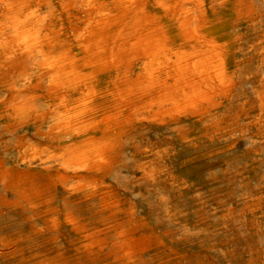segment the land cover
Wrapping results in <instances>:
<instances>
[{"label":"bare ground","instance_id":"obj_1","mask_svg":"<svg viewBox=\"0 0 264 264\" xmlns=\"http://www.w3.org/2000/svg\"><path fill=\"white\" fill-rule=\"evenodd\" d=\"M52 1L0 0V78L12 94L1 103L7 117L19 119L12 127L47 126L15 142L26 170L0 163V190L15 195L14 202L1 195L0 201L20 208L28 225L51 223L53 235L69 227L89 240V254L104 253L105 264H145L151 244L138 237L131 212L106 180L126 172L142 185L173 188L167 186L170 138L152 143L147 127L169 129L185 144L191 139L184 122L195 118L212 143L236 140L238 133L248 150L264 145V0H68L59 11ZM43 88L59 96L46 100ZM35 138L50 146L33 145ZM59 190L68 193L61 205ZM240 215L229 209L221 222ZM166 218L171 222L172 214ZM257 218L248 230L259 239L247 246L244 264H264V214Z\"/></svg>","mask_w":264,"mask_h":264},{"label":"rangeland","instance_id":"obj_2","mask_svg":"<svg viewBox=\"0 0 264 264\" xmlns=\"http://www.w3.org/2000/svg\"><path fill=\"white\" fill-rule=\"evenodd\" d=\"M55 1L57 2L56 6L58 7V11H59V9L61 8L60 3L68 1V0H61V1L53 0L52 2H55ZM62 18H64V16ZM3 82H4L3 79L0 78V107H1L0 108V124H1L0 125V143H1L0 144V163L5 165L7 168L9 167L15 173H17L19 171L26 170V168L21 163L22 162L21 158H19V154L17 152V149L15 148V142L18 140V138L26 139V138H29L35 135L38 132H46L47 126L43 125L42 128H38L37 124L35 125L31 124V126L30 125L24 126L25 128L21 126H17L16 128L12 127L14 124L15 125L18 124L19 119L15 120L14 118L7 117V112H6L7 108L4 104L1 103L3 97L7 94L6 92H4ZM26 85L28 87V84ZM46 88H43V90L40 91V94L46 100H49L53 97L56 98L59 96L56 93H51V92L46 91ZM28 92H30V90L27 89L26 93ZM47 96H50V97H47ZM11 97H12L11 93L7 94V99H11ZM194 121H196L195 118L184 122V125L186 126L187 130L190 133L189 138L191 139L190 141L191 143L188 142L189 144L181 143L179 139L177 138V136L174 133L170 132L169 129L155 128V127L146 128L147 132L150 135L149 137H151L152 139V140L150 139L152 143H155L156 139L160 137L170 138L169 145L171 146V149L172 148L173 149L170 150V157L168 159L169 161L167 160L166 162L168 165V175H169L167 186L172 185L173 188L166 187L167 189H162V188L159 189V186L149 187L150 185H147V184L142 185L138 182H134V179L130 175V173L127 174L126 172H123L122 174H120V176L119 175L116 176V178L109 177L111 179L108 178L106 180V185L111 187L118 194V197L120 201L122 202V205L124 206V208L127 211H130L131 214L133 215V216L131 215L133 219L132 225L135 228H137L138 237H142L143 235L142 238L146 239L151 244L150 251L143 256V261L145 262V264H146V261H147V264H244L245 259H247V255H246L247 246L251 242L257 241L259 239L252 232H249L248 230L249 225L257 217L264 214L263 212L264 211V200L259 203L256 202L255 200L257 197L264 196V169H263L264 161H262L264 159V152H262L264 151V145L262 146L257 145L258 147L255 146L252 150H248L245 143L239 138L238 133L236 134V140L234 139L229 142H213L212 143L205 138L206 130H204L202 125L199 122L195 123ZM3 122H5V124ZM253 128L254 127H248V128H245V130L248 129L249 131L253 133H259V131H257L258 130L257 128H254V129ZM175 137H176V141H174ZM32 142H33L32 143L33 145L37 147L39 146V148L40 147L44 148V146L45 147L50 146V144L43 138H35L33 139ZM190 145H192L193 147ZM25 146L27 147L28 144H26ZM54 146L55 145L53 144L52 147ZM26 147H23V150L26 149ZM259 163L261 165H259ZM33 172L34 173L37 172L41 175H44L46 177H52V178H56L59 175L57 171L53 170L51 172H46V171H42L40 168L33 169ZM122 175L123 177H121ZM173 175L175 176V178ZM207 177L209 180H207ZM119 181L122 182L123 186H121L122 184ZM241 182H242V185H241ZM118 185L122 188L120 189ZM124 186L125 188H123ZM248 188H249V191H248ZM251 188L252 190H250ZM148 192L151 195H149ZM160 194H163L165 197H167L166 204H162L160 202V198H159ZM167 194H169L170 196ZM226 194H229V195H226ZM0 195L2 196V198H5V200H9V202L15 201L14 191L12 190L11 191L0 190ZM66 195L68 196V193L63 192L62 190L58 191L57 197L59 200L58 203L60 205L67 198ZM78 197L68 199V201H75V200L79 201L81 196H78ZM236 200H238L239 202H237ZM213 201L215 202L216 205L214 204ZM230 203L231 204L233 203V204L231 205ZM81 207H82L81 209L82 210L84 209L85 211L88 205H83ZM166 208L168 211L166 210ZM229 209L240 213L242 216L240 215V217H238L239 220L237 218L236 220H231L230 223L228 222L224 224L222 223L223 221L221 222L222 220L221 216ZM213 210H214V213H213ZM220 210H221V213H219ZM0 211H2L0 212V264H50L54 260L59 261V264H105L106 263L104 253L100 255H97L96 253H95L96 255L89 254L85 246L89 243V240L82 241V239H80V237L76 235L69 227H62L60 229L59 234L57 233L53 235L51 231V226H52L51 223H43L42 221H37L36 223L34 222L28 225L29 222H27L26 220L28 215L23 213L20 208L12 207L0 201ZM252 211L256 212L255 214L256 217L255 215H252ZM166 212H168L170 216L172 214L171 222L167 221L168 219L166 218ZM83 215L85 217H89L90 213L86 211L83 213ZM256 220L258 222H263V219L257 218ZM21 222L23 223L21 224ZM192 227L194 228V230ZM38 228L40 229L38 230ZM34 230L36 232H40V233L42 232V233L41 234L36 233ZM202 231L204 233H202ZM168 233L171 235H169ZM208 234L210 237L208 236ZM34 235H37V236H34ZM205 237L206 239H204ZM153 238L154 240H152ZM35 246H37L38 248ZM29 250H32L30 251L32 252L31 254ZM163 250L165 253L163 252ZM157 254L158 256H156ZM78 257H79V260H78ZM155 257L156 259H158L157 261ZM151 258H153V260ZM241 258L242 260H239Z\"/></svg>","mask_w":264,"mask_h":264}]
</instances>
